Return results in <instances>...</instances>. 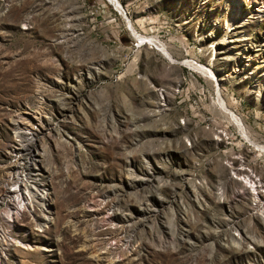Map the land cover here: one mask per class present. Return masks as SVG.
<instances>
[{
  "label": "rangeland",
  "instance_id": "rangeland-1",
  "mask_svg": "<svg viewBox=\"0 0 264 264\" xmlns=\"http://www.w3.org/2000/svg\"><path fill=\"white\" fill-rule=\"evenodd\" d=\"M0 204V264H264V0H0Z\"/></svg>",
  "mask_w": 264,
  "mask_h": 264
},
{
  "label": "bare ground",
  "instance_id": "bare-ground-1",
  "mask_svg": "<svg viewBox=\"0 0 264 264\" xmlns=\"http://www.w3.org/2000/svg\"><path fill=\"white\" fill-rule=\"evenodd\" d=\"M263 4V3H262ZM234 12H236V10L235 9H233V7L231 6V14L230 15H232L231 17H233V16H235L234 15ZM129 27H130V29L133 31V29H132V25L130 24V22H129ZM130 30V31H131ZM228 30V29H227ZM134 32V31H133ZM229 32V31H228ZM227 33V32H226ZM134 36L136 37V39L137 40H139V41H141V42H144V41H146L145 40V38H143V37H141V36H139V35H137V34H134ZM24 153V152H23ZM31 153L30 152H27L26 153V155H28L29 156V158H31L32 157V155H30ZM26 159H28L27 157H26ZM23 161V160H22ZM22 164V163H21ZM18 179V178H17ZM26 179V178H25ZM17 186V185H16ZM25 186V185H24ZM28 187V186H27ZM262 187V186H261ZM29 188V187H28ZM16 189V188H15ZM26 190V189H25ZM36 191V192H33V191ZM42 191H45L44 189L43 190H39V188L38 187H34V188H29L28 190H27V195L29 196V199L31 198L32 200H35L36 201V203H38V204H42L43 206H45V204H44V200H45V198L43 197V195H44V192H42ZM24 194V193H23ZM24 196V195H23ZM44 199V200H43ZM17 201V200H16ZM46 201V200H45ZM1 205V204H0ZM22 206V205H21ZM13 207V206H12ZM45 210V209H44ZM47 211V210H46ZM144 211H148L147 209H145ZM17 216V215H16ZM115 216V214H112L111 213V215H110V217H114ZM34 219V218H33ZM4 221V220H3ZM8 222H11V219L10 220H7ZM12 222H14L13 220H12ZM38 226V225H37ZM41 227L42 226H39V228L41 229ZM38 228V229H39ZM0 233H1V231H0ZM2 239H3V236H2ZM1 239V240H2ZM3 241H4V239H3ZM10 241H12V240H10ZM7 242V241H6ZM9 242V241H8ZM7 244V243H6ZM4 245H5V242H4ZM2 246V245H1ZM7 247V246H6ZM6 247H4V248H6ZM4 251H5V249H4ZM3 254L4 253H2V254H0L1 256H3Z\"/></svg>",
  "mask_w": 264,
  "mask_h": 264
}]
</instances>
